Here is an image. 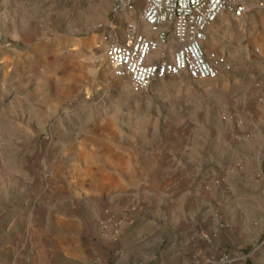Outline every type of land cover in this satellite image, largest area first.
<instances>
[{
    "label": "rangeland",
    "instance_id": "374dc122",
    "mask_svg": "<svg viewBox=\"0 0 264 264\" xmlns=\"http://www.w3.org/2000/svg\"><path fill=\"white\" fill-rule=\"evenodd\" d=\"M251 6L239 19L225 12L226 23L207 32L206 53L225 57L230 73L138 91L105 56L137 12L115 16L110 0H0V264H12L23 226H196L210 253L186 264H264V9ZM93 42L91 53L78 46ZM103 119L180 146L195 176L109 214L66 206L46 173L73 159ZM168 239L155 261L131 264H178L184 246Z\"/></svg>",
    "mask_w": 264,
    "mask_h": 264
},
{
    "label": "crops",
    "instance_id": "0c3cea01",
    "mask_svg": "<svg viewBox=\"0 0 264 264\" xmlns=\"http://www.w3.org/2000/svg\"><path fill=\"white\" fill-rule=\"evenodd\" d=\"M216 22L224 25L226 20L221 15ZM213 30L214 25H210L207 32ZM78 46L88 47L89 53L96 50L94 42ZM147 137L141 132L117 131L112 121L103 119L92 134L78 140L73 159L66 154L45 179L53 184V191L65 197L66 206L77 212L92 206L109 214L118 203L165 195L195 176L194 159L176 155L180 146L152 144ZM23 227L17 234L12 264H131L145 257L155 261L157 246L166 237L168 245L174 237L184 246L176 251L178 264L210 253V248L200 247L201 241L209 240L203 234L201 238L196 235V226Z\"/></svg>",
    "mask_w": 264,
    "mask_h": 264
},
{
    "label": "built area",
    "instance_id": "2783aa9c",
    "mask_svg": "<svg viewBox=\"0 0 264 264\" xmlns=\"http://www.w3.org/2000/svg\"><path fill=\"white\" fill-rule=\"evenodd\" d=\"M110 1L115 16L139 13L137 23L126 25L123 42L105 51L113 74L138 91L170 77L214 82L230 73L225 57L205 51L208 27L225 12L239 19L255 8L250 4L264 9V0Z\"/></svg>",
    "mask_w": 264,
    "mask_h": 264
},
{
    "label": "bare ground",
    "instance_id": "6f19581e",
    "mask_svg": "<svg viewBox=\"0 0 264 264\" xmlns=\"http://www.w3.org/2000/svg\"><path fill=\"white\" fill-rule=\"evenodd\" d=\"M251 5V4H250ZM110 65V64H109Z\"/></svg>",
    "mask_w": 264,
    "mask_h": 264
}]
</instances>
